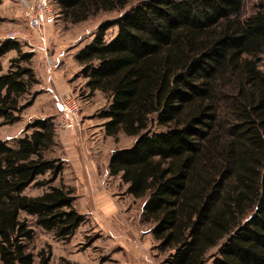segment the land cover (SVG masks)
<instances>
[{
    "label": "trees",
    "instance_id": "16d2710c",
    "mask_svg": "<svg viewBox=\"0 0 264 264\" xmlns=\"http://www.w3.org/2000/svg\"><path fill=\"white\" fill-rule=\"evenodd\" d=\"M245 1L57 0L71 25L121 13L76 62L88 95L108 101L105 135L135 139L107 168L143 200L161 264H206L216 247L210 264H264V0L248 15ZM36 82L31 54L0 41L1 126L32 106ZM55 138L49 117L28 124L15 148L0 140V264H49L51 251L30 252L33 226L67 241L84 222L73 191L54 185L64 170L50 156Z\"/></svg>",
    "mask_w": 264,
    "mask_h": 264
},
{
    "label": "rangeland",
    "instance_id": "374dc122",
    "mask_svg": "<svg viewBox=\"0 0 264 264\" xmlns=\"http://www.w3.org/2000/svg\"><path fill=\"white\" fill-rule=\"evenodd\" d=\"M259 3L260 1L258 0H246L244 14L248 15L255 12ZM51 4L59 14L57 0H51ZM120 14V12L100 14L95 18L78 25H71L63 21L59 14V18L56 22V25H59V27L57 29H52V33L56 35V41L58 43H63L60 49H57V53L61 54L60 57H63V54H69L70 60L73 62L71 76L69 78L72 92L69 96L76 97L80 105V119L82 127L80 131L74 133L75 145L71 146V150L67 151L66 156L72 155L74 157H78V162L80 161L82 166L85 167H87L88 164L91 165L92 163L96 165V169L98 168L100 176H102L105 180V185L100 187L98 186V189H107L109 186L112 188V202L114 201V208L110 214L103 216L104 221L99 220L96 214H92L89 211L90 209H86L84 207L83 201L85 202V205H87L86 207L89 206L88 194L86 191L87 185L83 184L81 188H70L66 186L74 193L76 210L79 212V209L81 210L82 208H85L87 214H82L84 222L67 241L58 240L51 232H47L39 227L33 226L34 238L29 244L30 252L33 255H36L41 250H44L45 252L51 251L52 261H50L49 264H79L78 262H74L75 258L77 261L82 260L84 263L87 262L89 264H97L99 261L100 264H117L115 260H112L114 258H111L114 255L108 253L106 250L103 251L105 245H153L148 252L146 251V255L149 256L148 260H151L153 264H161V261L166 256V254L162 255L155 250V245L157 244L152 239L150 226L143 224L140 221L143 200H135L126 194V186L122 184L120 178L111 176V182L108 184L107 177L104 176L107 173L106 169L108 170V168L106 167L108 166V161L112 152L131 147L135 139L133 137H125L122 135L115 139L105 136V134L99 129V124L103 123V119L100 118V113L107 109L108 101L98 91L92 95H88V91L84 88L85 80L78 74L80 71L78 63L76 62V56L78 53L86 45L92 42L100 25L116 19L120 16ZM7 20L0 25V41L10 40L7 39V35L12 30L10 29L11 27L9 24H7ZM116 33V27H112L107 30L105 33V41L109 42L115 37ZM39 48L40 47L37 49L38 51ZM42 48L43 46H41L40 49ZM55 48L57 47H49V50L47 48V52L44 50V53L46 52L45 54L47 55V58L45 59L47 63L50 62L49 52L55 51ZM24 51L25 50L23 49L22 52ZM24 53L31 54L32 69L36 65L40 66L37 52L28 50ZM7 60V57L4 58V61L9 64V61ZM32 92L33 89H31V93ZM44 93L45 92H43V94ZM47 106L48 100L42 103L41 107L36 106L32 107L30 110L24 111L17 123L5 126L0 125V140L6 142L11 148H15L14 141L23 136L26 126L33 121L38 120L39 117L37 116L40 113V109ZM82 115L84 119L89 117V119H86L88 120L87 127L83 126ZM49 117L55 119V112L53 109L50 112ZM61 132L63 131H56V138ZM91 134L94 136V140L96 142L95 145L91 142H89L88 145L87 142L89 141V138L85 139L86 135L90 137ZM61 149V146L56 145L50 156H65L64 150L61 152ZM68 159L69 157L66 161L70 164ZM66 161H62L63 166H65ZM46 177L47 176L40 177L39 180L45 179ZM86 178L84 177L85 181L88 179ZM61 184H63L62 174L57 178L54 185L60 186ZM45 190L46 189L29 188L26 189L24 194L26 196H36L41 195ZM91 211L94 210L91 209ZM98 212H100V210H98ZM218 248L219 247H216L209 252L206 264L211 263V260L216 255Z\"/></svg>",
    "mask_w": 264,
    "mask_h": 264
},
{
    "label": "crops",
    "instance_id": "0c3cea01",
    "mask_svg": "<svg viewBox=\"0 0 264 264\" xmlns=\"http://www.w3.org/2000/svg\"><path fill=\"white\" fill-rule=\"evenodd\" d=\"M17 1L18 0H0V17L3 19V23L5 20L8 19L7 24H9V26L11 27L10 29L12 31L21 30L24 33V37L18 41L20 43L21 49L25 50L24 52H27L28 50H32L33 52L38 53V58H39L38 61L40 62V66L36 65L33 67V71L37 82L32 87L33 89L32 94L36 96L32 106H30L26 110H30L32 107H36V106L41 107L42 103L48 100V106L45 108H43L44 107L43 106L42 107L43 109H40V113L37 116L39 117L38 119H44L50 116V112L52 111V109L54 110L53 101L57 96H67L72 92L71 84L69 83L70 80L69 78L71 76V68L73 66V62H71L69 54L68 55L63 54V57H60L61 54L57 53L58 52L57 49H60L63 43H58L56 41V35L52 33V29L53 28L57 29L59 25H56L57 23H55V25H51L47 27L46 33L42 35V37L38 36L37 33L29 26L26 20V16L19 7ZM41 46H43L42 49H40ZM38 47H40L39 51L37 50ZM49 47L50 48L57 47V48H55V51L49 52L50 62L47 63V61L45 60L47 58V55L45 53L47 52V48L49 50ZM44 50H46L45 53ZM15 56L16 53L14 51H11L3 57L2 59L3 73L8 70V65H9L7 62L4 61V58L7 57L8 59L7 61H9L11 58H14ZM78 67L79 70L82 68V66L79 64ZM43 92L45 93L43 94ZM24 111L22 112V114L24 113ZM81 117L83 118L82 119L83 126L87 127L88 120L86 119H89V117H87L86 119H84L83 115ZM104 122L105 120H103V123ZM103 123L99 124V129L104 133L102 127ZM86 138L87 139L89 138L88 139L89 141L87 142L88 145L89 142L95 145L96 142L92 134L90 135V137L86 135L85 139ZM56 145L61 146L62 148L61 152L64 150L65 156L63 157L58 156L55 158H59L62 161L64 160L66 161V159L69 157L68 161L70 164H68L66 161L64 170L62 172L63 184L70 188H74V187L81 188L83 184L87 185L86 191L88 194L89 206L86 207L87 205H85V202L83 201L84 207L86 209H90L89 211L92 214H96L99 220L104 221L103 216L110 214L114 208V201L112 202V191H113L112 188L109 186L107 188L108 190L98 189V186L100 187L105 185L104 184L105 180L102 176H100V172L98 171V168L96 169L95 164L93 163L91 165L88 164L87 167H85L82 166L80 161L78 162V157H74L72 155L66 156L67 151L71 150V146L75 145L74 133H70L68 131L61 132L59 136L57 135V138H55V146ZM106 171L107 173L104 176L107 177V182L108 184H110L109 182H111L110 181L111 176L109 175L107 169ZM84 177L88 178V179L86 178L87 183L84 180ZM36 196H40V195H36ZM85 208H82L81 210L79 209V214L81 215L87 214ZM91 209L94 211H91ZM98 210H100V212H98ZM152 247L153 245H105L103 251L106 250L108 253L114 255L111 258H114L112 260H115L117 264L119 263L120 264H153L151 260H148L149 256L146 255V251L148 252V250L151 249ZM74 262H78L79 264H89L87 262L84 263V261L82 260L77 261L76 258L74 259ZM97 264H100V261L97 262Z\"/></svg>",
    "mask_w": 264,
    "mask_h": 264
},
{
    "label": "built area",
    "instance_id": "2783aa9c",
    "mask_svg": "<svg viewBox=\"0 0 264 264\" xmlns=\"http://www.w3.org/2000/svg\"><path fill=\"white\" fill-rule=\"evenodd\" d=\"M18 5L26 16L29 26L37 35L46 33L47 27L54 25L59 14L51 4V0H18ZM24 37L21 30L11 31L7 39L19 41ZM55 112V131H80V105L74 96H57L53 101Z\"/></svg>",
    "mask_w": 264,
    "mask_h": 264
}]
</instances>
